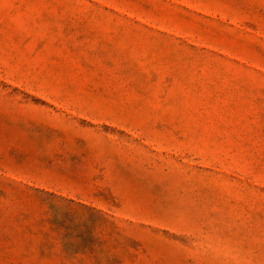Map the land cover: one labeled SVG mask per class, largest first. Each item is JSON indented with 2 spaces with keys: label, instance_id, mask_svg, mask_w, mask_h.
I'll return each mask as SVG.
<instances>
[{
  "label": "rangeland",
  "instance_id": "1",
  "mask_svg": "<svg viewBox=\"0 0 264 264\" xmlns=\"http://www.w3.org/2000/svg\"><path fill=\"white\" fill-rule=\"evenodd\" d=\"M0 264H264V0H0Z\"/></svg>",
  "mask_w": 264,
  "mask_h": 264
}]
</instances>
